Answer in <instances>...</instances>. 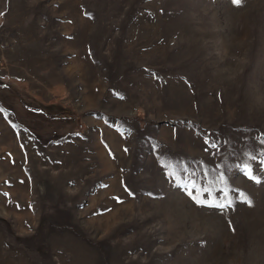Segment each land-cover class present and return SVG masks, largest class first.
I'll use <instances>...</instances> for the list:
<instances>
[{"label":"rangeland","instance_id":"1","mask_svg":"<svg viewBox=\"0 0 264 264\" xmlns=\"http://www.w3.org/2000/svg\"><path fill=\"white\" fill-rule=\"evenodd\" d=\"M0 264H264V0H0Z\"/></svg>","mask_w":264,"mask_h":264},{"label":"snow or ice","instance_id":"2","mask_svg":"<svg viewBox=\"0 0 264 264\" xmlns=\"http://www.w3.org/2000/svg\"><path fill=\"white\" fill-rule=\"evenodd\" d=\"M233 2L239 4L241 0H233Z\"/></svg>","mask_w":264,"mask_h":264}]
</instances>
